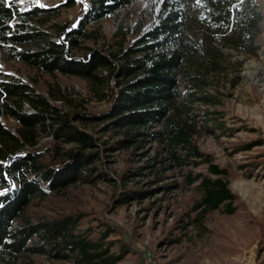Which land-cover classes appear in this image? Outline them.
<instances>
[{"label":"trees","instance_id":"16d2710c","mask_svg":"<svg viewBox=\"0 0 264 264\" xmlns=\"http://www.w3.org/2000/svg\"><path fill=\"white\" fill-rule=\"evenodd\" d=\"M20 1L0 0V62L22 66L14 76L0 71V264H120L133 239L108 217L87 208L44 222L23 217L32 202L69 207L77 185L117 183L111 210L149 198L152 190L127 184L148 166L114 178L101 157L147 142L155 178L173 166L181 179L165 188L191 193L179 228L211 214L244 216L233 172L198 140L250 131L225 100L243 67L233 53L260 54L258 0H84L71 18L30 0L22 10ZM114 19H134L135 29L122 24L109 39L103 28ZM254 143L233 147L245 153ZM262 159L240 168L250 173Z\"/></svg>","mask_w":264,"mask_h":264},{"label":"rangeland","instance_id":"374dc122","mask_svg":"<svg viewBox=\"0 0 264 264\" xmlns=\"http://www.w3.org/2000/svg\"><path fill=\"white\" fill-rule=\"evenodd\" d=\"M68 1L30 0L32 5L38 7H61L60 16L71 18L80 12L84 0H75L70 7L66 5ZM258 1L264 14V0ZM18 6L26 10V0L20 1ZM122 20L114 19L104 26L103 32L109 39L122 24L124 30L132 32L135 29L134 19L124 22ZM262 30L257 41L260 47L258 58L233 53V59L241 61L243 67L242 72L234 76L238 77L237 83L233 87L228 85L226 91L225 104L228 112L231 116L240 118L250 131L239 132L231 140H218L208 136L198 140L202 151L212 154L217 165L233 172L235 177L231 181V190L239 195L246 206L244 216L235 218L211 214L206 219H201L199 225H193L186 230L179 228L178 219L188 210L191 193L179 188H165L176 185L181 179L180 172L173 166L166 167L163 174L155 178V150L147 142L139 148H129L123 154L105 151L101 157L105 161V168L114 178H118L122 172L131 171L133 174L136 169L148 166L139 175H131V182L127 184L144 191L152 190L149 198L129 200L122 207L111 210L110 198L116 187L113 185L117 183H102L96 188L77 185L74 190L75 197L69 202V207H58L50 202H32L23 217L24 220H56L59 219L58 214L70 215L78 208L95 211L99 216L108 217L112 223L123 227L133 239L131 253L120 264H144L150 252L156 264H264V159L250 173L240 168L250 164L254 157H264V21ZM21 67L16 61L0 62V71L10 76L18 74ZM23 79H27L26 75ZM74 88L81 93L77 82H74ZM82 95L85 96L83 92ZM26 109L30 110L28 106ZM98 136L102 138V145L104 142L113 143L106 134ZM50 139L43 140L42 144ZM240 142L255 143L249 151L236 153L234 143ZM108 146L104 145L103 148ZM127 241L130 242V239L127 238ZM30 246L40 245L34 243ZM49 264L70 263L63 261Z\"/></svg>","mask_w":264,"mask_h":264},{"label":"built area","instance_id":"2783aa9c","mask_svg":"<svg viewBox=\"0 0 264 264\" xmlns=\"http://www.w3.org/2000/svg\"><path fill=\"white\" fill-rule=\"evenodd\" d=\"M144 264H156L154 260L153 254L150 252V254L147 255Z\"/></svg>","mask_w":264,"mask_h":264}]
</instances>
